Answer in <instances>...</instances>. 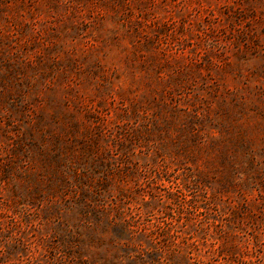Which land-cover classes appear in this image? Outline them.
I'll return each instance as SVG.
<instances>
[{
  "label": "rangeland",
  "instance_id": "rangeland-1",
  "mask_svg": "<svg viewBox=\"0 0 264 264\" xmlns=\"http://www.w3.org/2000/svg\"><path fill=\"white\" fill-rule=\"evenodd\" d=\"M0 264H264V0H0Z\"/></svg>",
  "mask_w": 264,
  "mask_h": 264
}]
</instances>
